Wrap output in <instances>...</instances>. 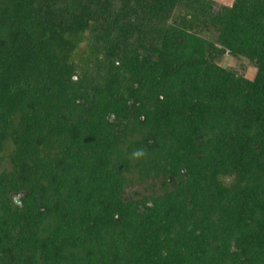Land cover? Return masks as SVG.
<instances>
[{"label": "trees", "instance_id": "trees-1", "mask_svg": "<svg viewBox=\"0 0 264 264\" xmlns=\"http://www.w3.org/2000/svg\"><path fill=\"white\" fill-rule=\"evenodd\" d=\"M0 264H264V0H0Z\"/></svg>", "mask_w": 264, "mask_h": 264}, {"label": "rangeland", "instance_id": "rangeland-1", "mask_svg": "<svg viewBox=\"0 0 264 264\" xmlns=\"http://www.w3.org/2000/svg\"><path fill=\"white\" fill-rule=\"evenodd\" d=\"M222 5L231 6L234 0H214ZM211 38V37H209ZM220 66H223L228 69L235 70L238 74L244 75L249 79H252L255 75V70L253 66L247 62L245 59H233L230 56H225L219 62ZM139 193L146 194L147 192L144 191L143 187L135 188ZM153 192V191H151Z\"/></svg>", "mask_w": 264, "mask_h": 264}, {"label": "clouds", "instance_id": "clouds-1", "mask_svg": "<svg viewBox=\"0 0 264 264\" xmlns=\"http://www.w3.org/2000/svg\"><path fill=\"white\" fill-rule=\"evenodd\" d=\"M136 155H137V156H140V155H142V153H140V152H137V153H136Z\"/></svg>", "mask_w": 264, "mask_h": 264}]
</instances>
